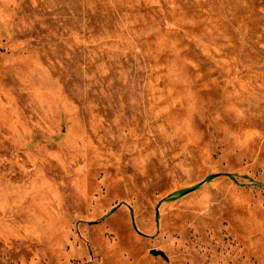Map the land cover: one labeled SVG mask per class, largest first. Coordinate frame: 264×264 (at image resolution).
Segmentation results:
<instances>
[{
  "label": "rangeland",
  "instance_id": "1",
  "mask_svg": "<svg viewBox=\"0 0 264 264\" xmlns=\"http://www.w3.org/2000/svg\"><path fill=\"white\" fill-rule=\"evenodd\" d=\"M0 264H264V0H0Z\"/></svg>",
  "mask_w": 264,
  "mask_h": 264
},
{
  "label": "trees",
  "instance_id": "2",
  "mask_svg": "<svg viewBox=\"0 0 264 264\" xmlns=\"http://www.w3.org/2000/svg\"><path fill=\"white\" fill-rule=\"evenodd\" d=\"M222 175H224V176H228V177H233V175H230V174H222ZM213 177H215V175L213 176ZM211 178V176L209 177V179ZM183 194V193H182ZM181 194V195H182Z\"/></svg>",
  "mask_w": 264,
  "mask_h": 264
},
{
  "label": "water",
  "instance_id": "3",
  "mask_svg": "<svg viewBox=\"0 0 264 264\" xmlns=\"http://www.w3.org/2000/svg\"><path fill=\"white\" fill-rule=\"evenodd\" d=\"M154 254L159 255V254H161V252L160 251H154Z\"/></svg>",
  "mask_w": 264,
  "mask_h": 264
}]
</instances>
